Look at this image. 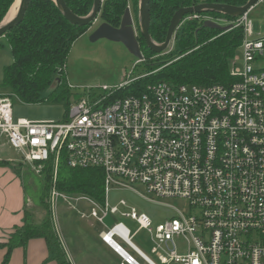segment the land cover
Returning <instances> with one entry per match:
<instances>
[{"label": "built area", "instance_id": "2783aa9c", "mask_svg": "<svg viewBox=\"0 0 264 264\" xmlns=\"http://www.w3.org/2000/svg\"><path fill=\"white\" fill-rule=\"evenodd\" d=\"M259 5L264 0L237 18L210 13L187 18L243 29L238 48L243 56L236 52L231 60L228 83L178 86L161 81L135 93L130 89L148 74L133 72L117 87L78 94L67 119L58 123L14 120L12 99L0 95V150H16L38 176L52 165L49 205L56 231L59 198L69 204L87 201L94 206L90 217L105 228L101 240L122 264H158L132 243L123 222L106 225L120 206L128 208L124 200L110 207L107 196L113 185L149 200L152 195L189 202V214L177 210V217L156 227L134 208L121 213L151 234L152 253L161 264H264V34H256L249 19ZM64 159L74 169L104 171L103 205L58 191ZM178 239L187 242L185 253L178 250Z\"/></svg>", "mask_w": 264, "mask_h": 264}, {"label": "trees", "instance_id": "16d2710c", "mask_svg": "<svg viewBox=\"0 0 264 264\" xmlns=\"http://www.w3.org/2000/svg\"><path fill=\"white\" fill-rule=\"evenodd\" d=\"M17 0H0V25ZM68 8L79 17H87L93 10L95 0H64ZM250 0H150L151 26L150 36L154 42L166 41L171 20L175 13L183 8L199 4H225L243 7ZM136 12L139 30V0H103L100 19L113 27H119L128 6ZM213 17L223 14L210 13ZM232 18L230 16H226ZM182 21L175 33V47L168 54L157 55L150 51L143 38H139L145 58L144 69L140 74H148L139 80L132 92L142 91L148 84L171 82L175 85H211L228 83L230 62L243 41V29L234 28L227 32L209 29L205 23L197 20ZM90 26L72 24L54 0H32L23 22L6 34L10 45L13 63L4 69L3 86L11 88L13 93L26 104H38L45 101H64L70 109L73 95L66 76V63L73 43ZM140 31V30H139ZM140 34V32H139ZM157 57L156 62L151 58ZM137 68V66H136ZM135 68V69H136ZM58 82L46 97L45 92L52 86L55 77ZM129 94V93H127ZM11 162L0 161V166H9ZM22 163L14 169L23 179L28 201L31 194L33 202L46 211L40 224L27 219L16 228L10 239L2 247L6 255L2 264H8L13 251L26 249L29 241L44 239L49 260L57 264H70L54 228L50 212L49 197L53 185V168L49 164L44 171L43 180H38L28 168L29 174L22 172ZM36 179L37 190L29 192L28 179ZM56 188L61 193L85 195L103 205L106 198L105 175L102 169H74L64 159L59 166ZM30 193V194H29Z\"/></svg>", "mask_w": 264, "mask_h": 264}, {"label": "rangeland", "instance_id": "374dc122", "mask_svg": "<svg viewBox=\"0 0 264 264\" xmlns=\"http://www.w3.org/2000/svg\"><path fill=\"white\" fill-rule=\"evenodd\" d=\"M140 5V0H139ZM131 6V5H130ZM131 12L136 22V12L133 6H131ZM249 19L252 21L256 34H264V5L257 6L249 14ZM102 20H97L83 35H81L74 43L69 53L66 63V76L68 85L71 88L72 96L70 103L74 104L75 97L78 94H83L89 90L93 92L101 93L102 88L107 86L114 88L119 86L126 80V75L134 72V75L140 74L144 65L138 64V58H136L122 43L109 41L107 39H101L96 42L91 41L92 33L102 24ZM175 39L172 41L170 47L164 54H168L175 47ZM156 43V42H155ZM159 44V43H157ZM160 45V44H159ZM239 56H243L241 49L237 50ZM152 62H156L157 57L151 58ZM13 63L12 51L6 37L0 38V95H7L13 101V113L14 120L26 119L35 122H63L67 119L69 105L64 101H45L38 104H26L22 102L11 90V88L3 86L4 69L5 67ZM137 66V68H136ZM136 68V69H135ZM58 82V76L55 77L52 86L45 92L47 97L52 90L56 87ZM0 158L2 161L16 160V163H12L9 166H1L8 168L17 176L14 166L15 164L22 163V172L26 175L29 174L28 168L36 176L38 180H43L44 177L38 176L34 171L21 161V155L12 148H6L0 150ZM19 177V176H18ZM22 181L23 179L19 177ZM36 179L31 177L28 179L29 192L36 191ZM54 183V180H53ZM53 186V185H52ZM51 186V188H52ZM138 191L142 194H146L144 189L136 185ZM52 189H50L51 192ZM32 192V196H33ZM30 194V193H29ZM71 195V194H69ZM73 197H79L80 195L74 194ZM151 200L141 196L138 192L131 189L121 188L117 186H110L108 191V202L110 207L118 206L119 203L124 200L128 204V208L120 206V213L112 215L106 219V225L112 226L117 222H123L132 232V243L145 253L149 258L161 264L157 260V256L152 253V236L144 229H139V225L129 219L122 217V212H129L131 208H134L138 213H145L148 215L154 227L161 223L171 220L178 216V211L185 214H189L191 209L189 202L179 198H157L155 196L148 195ZM28 202L33 204L34 217L31 220L33 223L40 224L46 215V211L37 206L31 197L28 196ZM94 206L87 201H73L69 204L63 198H59L56 207L54 209V220L57 231L63 236L64 241H68L69 228L71 224L88 226L91 223L95 225L97 229H101L102 225L95 219H87L82 217V214L88 216L91 213ZM129 252L132 253L125 244L120 242ZM177 248L181 253H185L187 250V242L183 239L176 241Z\"/></svg>", "mask_w": 264, "mask_h": 264}, {"label": "crops", "instance_id": "0c3cea01", "mask_svg": "<svg viewBox=\"0 0 264 264\" xmlns=\"http://www.w3.org/2000/svg\"><path fill=\"white\" fill-rule=\"evenodd\" d=\"M33 204L27 201L24 186L19 177L11 170L0 166V264L3 263L8 242L16 228L21 227L26 219L34 217ZM84 218L93 219L90 215ZM105 228L97 229L90 225H74L69 228L68 241L58 232L67 259L70 264H122L123 260L111 247L103 243L100 233ZM8 264H57L49 260V252L44 239L29 241L26 249L13 251Z\"/></svg>", "mask_w": 264, "mask_h": 264}, {"label": "water", "instance_id": "95a60500", "mask_svg": "<svg viewBox=\"0 0 264 264\" xmlns=\"http://www.w3.org/2000/svg\"><path fill=\"white\" fill-rule=\"evenodd\" d=\"M32 0H21V8L11 21L6 22L7 16L0 25V38L5 37L6 34L16 26L20 25L28 11L29 5ZM56 4L61 8L65 17L74 25L77 26H92L100 17L103 0H95L93 10L87 17H79L75 15L66 5L64 0H54ZM258 0H250L245 6H229L225 4H199L194 7L183 8L175 13L171 20L168 35L165 43L157 44L150 36L151 26V11L150 0H140L139 5V30L135 28L133 15L130 8H127L122 18L119 27H113L106 22H103L92 33L91 41L96 42L101 39H107L109 41L122 43L139 61L144 59V55L141 50L139 38H143L148 49L157 55L163 54L170 47L175 33L182 21L189 15L203 14V13H218L237 18L244 15L251 7H253ZM11 10V9H10ZM10 12V11H9ZM205 27L209 29L220 30L227 32L231 29V26L222 27L212 21H206ZM140 32V34H139Z\"/></svg>", "mask_w": 264, "mask_h": 264}, {"label": "bare ground", "instance_id": "6f19581e", "mask_svg": "<svg viewBox=\"0 0 264 264\" xmlns=\"http://www.w3.org/2000/svg\"><path fill=\"white\" fill-rule=\"evenodd\" d=\"M21 8V0H17L14 5L11 7V10L7 16L6 22L11 21L13 18L16 17L18 14L19 10Z\"/></svg>", "mask_w": 264, "mask_h": 264}]
</instances>
